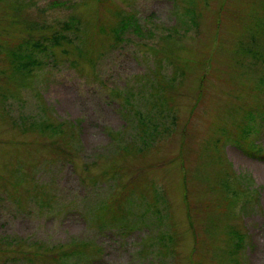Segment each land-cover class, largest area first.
I'll use <instances>...</instances> for the list:
<instances>
[{
	"label": "rangeland",
	"instance_id": "374dc122",
	"mask_svg": "<svg viewBox=\"0 0 264 264\" xmlns=\"http://www.w3.org/2000/svg\"><path fill=\"white\" fill-rule=\"evenodd\" d=\"M0 264H264V0H0Z\"/></svg>",
	"mask_w": 264,
	"mask_h": 264
},
{
	"label": "trees",
	"instance_id": "16d2710c",
	"mask_svg": "<svg viewBox=\"0 0 264 264\" xmlns=\"http://www.w3.org/2000/svg\"><path fill=\"white\" fill-rule=\"evenodd\" d=\"M38 60V59H37ZM36 244V243H35ZM62 245H63V247H62ZM36 247L34 248V251L32 252V250L33 249H31V247L30 248H22V249H24V252H22L23 254L22 255H25V256H28V259L31 261V260H33V259H35V256L38 258V259H41V260H43V261H45V259H48L49 257L48 256H46V255H44V256H39V255H43L40 251H41V248H44V249H47V250H52V253L55 255L58 251H59V249H62L63 251H62V253H63V255L66 257V255H67V250H66V247H67V245L66 244H61L60 246L59 245H57V246H51V247H43V245L41 244V243H37L36 245H35ZM52 248V249H51ZM55 249L56 250H58V251H55ZM18 254V253H17ZM17 254H13L11 257H9L10 259H15L17 256H19V255H17ZM62 255H60L59 257H61Z\"/></svg>",
	"mask_w": 264,
	"mask_h": 264
}]
</instances>
